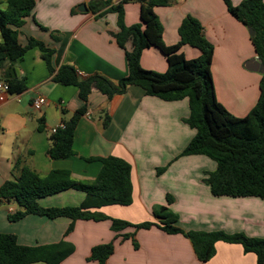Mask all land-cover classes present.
Listing matches in <instances>:
<instances>
[{
  "label": "crops",
  "instance_id": "obj_1",
  "mask_svg": "<svg viewBox=\"0 0 264 264\" xmlns=\"http://www.w3.org/2000/svg\"><path fill=\"white\" fill-rule=\"evenodd\" d=\"M36 1L32 16L20 29L22 46L34 38L54 50L51 62L56 72L70 65L82 78L100 74L113 82L128 75L125 50L113 37L119 31L117 13L98 17L89 7L93 0ZM243 1L231 0L235 6ZM83 4L88 12L78 11ZM5 8V0H0V9ZM155 13L163 25L166 46L179 44V28L185 18L199 20L215 49L211 72L217 99L234 116L246 117L259 100L262 73L248 69V62L258 58L249 30L229 13L225 1L171 0L169 6L157 7ZM124 21L128 27L141 23L139 2L124 6ZM52 32H57L58 40ZM127 50H132V43L127 44ZM180 52L188 60L201 56L200 50L188 45ZM141 65L157 73L168 69L165 55L155 47L143 52ZM13 78L25 79L28 89L17 95L18 99L0 103V188L19 175V170H14L17 162L42 176L54 170H70L78 181H93L102 164L88 160L115 156L132 165L133 203L93 212L133 224L146 220L158 222L153 215L154 207L167 205V196L172 195L174 203L170 209L179 215L178 226L185 231H222L264 238V200L213 196L204 179L207 173L216 170V162L201 155L180 157L196 135V130L184 122L190 116L188 99L166 102L147 96L136 86L130 87L125 95L109 99L94 89L87 113L75 132L76 155L54 160L48 154L52 130L83 106L78 89L53 81L43 52L37 47L15 65L9 59L0 62V82ZM38 96L46 97L48 102L41 113L32 107ZM106 113L111 117L107 128L104 127ZM165 167L168 169L158 175V169ZM86 196L71 189L43 198L39 203L45 208L77 207ZM17 209L15 203L0 202V233L15 235L23 246L51 245L62 240L73 243L75 253L62 264H98L88 261L92 249L110 242L115 243V253L107 264H257V256L246 254L241 245L219 242L215 257L203 263L189 239L169 235L156 227L137 232L139 248L136 249L131 239L121 237L134 233L133 228L117 234L108 221L80 220L75 223L74 231L66 235L72 220L29 215L12 223L8 216ZM80 252L83 258H78Z\"/></svg>",
  "mask_w": 264,
  "mask_h": 264
},
{
  "label": "trees",
  "instance_id": "obj_2",
  "mask_svg": "<svg viewBox=\"0 0 264 264\" xmlns=\"http://www.w3.org/2000/svg\"><path fill=\"white\" fill-rule=\"evenodd\" d=\"M224 1L233 17L255 31L251 41L264 66V0H244L238 6L231 0ZM130 2L141 4V23L128 27L124 21V6ZM5 3L6 8L0 9V33L3 37L0 62L9 59L15 65L30 49L37 47L43 52L53 81L77 88L78 98L83 102V106L63 122L65 128L52 134L48 151L52 159H67L76 155L75 132L81 118L87 113L89 97L94 89L112 99L125 95L130 87L136 86L143 89L147 96L166 102L188 99L190 116L184 122L196 130V135L180 157L201 155L216 162V170L207 173L204 179L213 196L256 197L264 200V72L260 82V97L253 110L244 118L231 114L217 99L211 72L215 49L206 38L199 20L191 16L185 18L179 28V44L166 46L163 41V25L155 9L169 6L171 0H93L89 7L98 17L107 13L118 14L119 31L113 37L118 46L125 50L128 75L113 82L100 74L82 78L76 68L70 65H64L56 72L51 62L54 50L34 38L29 39L27 46L19 42L20 29L26 24V19L32 16L37 1L5 0ZM41 28L48 31L45 27ZM56 33L52 32V36L58 40ZM128 43H132L130 51L127 50ZM186 45L200 50L201 56L195 60L186 59L180 52ZM152 47L165 55L168 61L165 73L142 67V54ZM6 83L12 95H21L28 89L25 79H8ZM63 113L66 114V110ZM110 123L111 117L106 113L104 127H109ZM39 129L42 130V126ZM88 161L102 164L99 175L93 181H78L73 178L70 170H54L42 176L17 162L14 170H19V175L0 188V202H12L18 207L15 213L9 214V221L19 222L29 215L49 219L68 218L72 224L66 235L74 231L75 223L80 220H108L111 222V230L117 234L128 228H133L136 233L156 227L169 235H183L189 239L198 259L203 263L215 257L217 243L225 242L241 245L246 254L257 256V264H264V238H252L243 233L185 231L180 228L179 215L170 209L174 203L172 195L167 196V205L154 207L153 215L158 222L133 224L93 212L107 206H130L133 203L132 165L115 156ZM167 169H158V175ZM71 189L86 193V199L80 206L45 208L39 203L43 198ZM135 233L121 237L132 239L138 249ZM75 251V245L66 240L51 245L23 246L15 235L0 233V264H62ZM114 253V242L97 245L92 249L88 261L107 264Z\"/></svg>",
  "mask_w": 264,
  "mask_h": 264
},
{
  "label": "built area",
  "instance_id": "obj_3",
  "mask_svg": "<svg viewBox=\"0 0 264 264\" xmlns=\"http://www.w3.org/2000/svg\"><path fill=\"white\" fill-rule=\"evenodd\" d=\"M12 98L18 99L17 95H12L10 93V86L8 83L0 82V103H6ZM47 98L44 96H38L32 102V107L35 112L41 113L43 109L47 106ZM65 124L61 123L58 127L52 130L53 134H56L60 129H64Z\"/></svg>",
  "mask_w": 264,
  "mask_h": 264
},
{
  "label": "water",
  "instance_id": "obj_4",
  "mask_svg": "<svg viewBox=\"0 0 264 264\" xmlns=\"http://www.w3.org/2000/svg\"><path fill=\"white\" fill-rule=\"evenodd\" d=\"M78 11L80 12H88V8L85 4L81 5L78 7ZM249 30V34L251 37L255 36V31L251 28L248 29ZM248 69L254 72H260L263 73L264 72V66L262 61L257 58V59H253L251 61L248 62Z\"/></svg>",
  "mask_w": 264,
  "mask_h": 264
},
{
  "label": "rangeland",
  "instance_id": "obj_5",
  "mask_svg": "<svg viewBox=\"0 0 264 264\" xmlns=\"http://www.w3.org/2000/svg\"><path fill=\"white\" fill-rule=\"evenodd\" d=\"M0 134H2V132H1V129H0ZM107 216V215H106ZM155 218V217H154ZM156 219V218H155ZM108 221V220H107ZM125 221H127V220H125ZM109 222V224H110V228H111V222L110 221H108ZM129 222V221H128ZM145 222H152V221H150V220H146ZM155 222V221H154ZM138 232V231H137ZM137 232L135 233V231H134V233H135V235L137 234ZM135 238H136V236H135ZM132 240V239H131ZM137 240V239H136ZM132 242H133V240H132ZM138 242V241H137ZM81 243V245L83 244V242H80ZM134 244V243H133ZM83 253L82 252H80V255H79V257L78 258H83V255H82ZM37 264H44V263H37Z\"/></svg>",
  "mask_w": 264,
  "mask_h": 264
}]
</instances>
